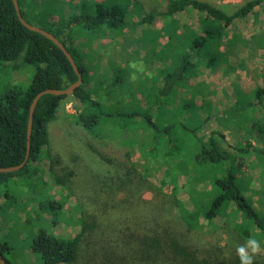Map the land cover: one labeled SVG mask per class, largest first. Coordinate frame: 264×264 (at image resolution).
Instances as JSON below:
<instances>
[{
  "label": "trees",
  "instance_id": "obj_1",
  "mask_svg": "<svg viewBox=\"0 0 264 264\" xmlns=\"http://www.w3.org/2000/svg\"><path fill=\"white\" fill-rule=\"evenodd\" d=\"M60 2L17 0L20 14L27 23L33 25L31 17L36 13L41 25L36 27L52 34L66 48L82 83L70 95L46 94L38 100L32 116L30 150L25 165L15 172L0 173V210L14 209L20 198L14 194L18 188L14 190L11 185L12 192L8 189L10 181L32 177V189L36 190L37 181L41 179L34 178L38 171L31 167L45 157L49 178L66 192V196L59 201L40 199L35 205L37 212L26 215L23 222L32 225L30 249L39 256L41 264H77L81 259L87 264H239L236 249L227 256L219 247L200 249L184 242L180 232H201L199 218L212 223L220 217L231 225V232L240 244L253 230L259 232L256 239L264 242V202L259 198L264 196V186L259 191L250 189L251 178L243 173L244 164L252 155L264 164V119L261 121L254 114L264 106V86L256 87L252 97L244 96L228 108L237 114L247 110L248 114L244 117L246 126H238L231 134L234 140L238 138L233 148L227 146L226 135L219 132L213 131L202 139L199 125L207 118L200 121L197 114L201 112L209 117L205 107L210 105L204 94L206 85L198 78V64L215 68L218 62L208 43L215 41L216 31L219 34L235 19L242 18L244 10L228 14L214 0H167L162 13L148 15V23L155 16L171 19L190 8L204 16H200L198 33L189 30L181 35L173 33L166 46V51L169 47L171 52L164 55L165 66L147 85L152 95L145 97L144 104L132 103L127 107L124 105L126 95L133 85L129 83L132 70L128 65L135 59H127L123 66H109L100 74L101 58L89 43L92 37L108 39L125 28V15L119 0H80L67 14ZM157 38V33L144 32L139 41ZM0 63L9 65L15 74L21 64L33 69L24 89L13 86L0 98V168H9L25 159L33 98L44 90H65L77 81V76L58 47L21 24L12 0H0ZM136 82L138 85L132 89V96L142 87L139 79ZM93 83L99 85L100 90ZM68 100L75 113L65 115L66 121L98 140L118 139L124 143L122 133L126 131L119 130L117 122L125 120L132 125L136 118L141 119L145 134H142L140 146L145 149V158L158 165L167 164L166 175L171 174L173 183H181L180 188L185 190L190 205L176 199L178 215L175 220H167L159 208L137 196L136 191L129 190L125 199L118 200L115 193L104 187L106 190L102 191L101 198L92 197L80 210L77 233L65 237L55 234L53 229L49 232L43 226L44 215L50 212L53 228L65 200L72 197L68 192L72 173L57 169L61 162L52 154L48 130L49 124L57 119L62 104ZM253 138L256 145L250 141ZM124 156L122 162L128 163L129 153ZM126 163L118 165L115 159L105 158L102 164L113 166L115 172L108 180L113 181L118 176L117 170ZM144 169L143 176L149 177L150 169L147 166ZM130 174L124 175L128 178ZM248 192L251 193L249 197ZM251 196H256L257 207ZM107 198L110 203H103ZM21 209L25 211L24 206ZM6 249L5 244L0 245V256L9 264L3 256ZM254 264H264V256H257Z\"/></svg>",
  "mask_w": 264,
  "mask_h": 264
},
{
  "label": "rangeland",
  "instance_id": "obj_2",
  "mask_svg": "<svg viewBox=\"0 0 264 264\" xmlns=\"http://www.w3.org/2000/svg\"><path fill=\"white\" fill-rule=\"evenodd\" d=\"M60 1L61 9L67 14L80 0ZM214 1L220 9L228 14L237 10H244L245 14L242 18L235 19L219 34L216 31L215 41L208 43L218 62L215 68L208 69L203 64H198V78L205 83L204 94L207 96L206 100L210 101V105L205 107L209 117L201 112L197 113L198 116L200 115V121L207 118L205 122H200L199 136L203 139L213 131L219 132L226 135L227 146L233 148L238 138L234 140L233 137L231 138V134L236 132L238 126H246L244 117L248 114L247 110L243 111V114H237L228 108L233 102L244 96L252 97L256 87L264 86V0ZM119 2L125 15V28L121 32H115L116 34L108 39L92 37L89 43L92 45V50L97 52L95 54L101 58L98 70L100 74L114 64L123 66V63L129 58L142 60L146 68L153 73L151 79L142 76L139 78L142 87L137 88L132 96V89L138 85V82L133 83L127 95L125 94L127 97L124 105L128 107L132 103L144 104L145 97L151 94L147 85L165 66L164 55L171 52L169 47L166 51V46L173 33L181 35L185 30L198 33L200 31V16L204 15H200L199 11L190 8L175 14L171 19L155 16L148 23L147 16L156 12L162 13L166 9L167 0H119ZM35 14L34 17H31L34 18V21L31 22L34 26H41L38 24L39 18ZM172 19L174 23H171ZM144 32L157 33L158 38L141 42L139 38ZM84 41L88 43L86 39ZM227 41L231 43L228 44ZM171 49L173 50V48ZM32 75L33 69L25 64H21L15 74L9 65L0 63V98H3L13 86L18 85L24 89ZM93 85L100 90L99 85L95 83ZM74 113L75 109L70 100L64 102L57 119L48 127L52 154L57 155L61 162L57 169H65L72 173L68 189L69 194L72 193V197L65 200L58 219L54 220L56 223L53 228L50 224L52 220L50 212H48L50 216L44 215L48 224L43 220L45 224L43 226H46L45 228L49 232H52L53 229L55 234L65 237H72L77 233L80 210L85 208L92 197L99 196L101 198L104 194L102 191L106 190L104 187L115 193L118 200L125 199L128 196L127 191H136L137 196L159 208L167 220H175L178 215L176 199L186 202L187 206L190 205L185 190L180 188L181 183L177 181L173 183L171 174L166 175L167 164L164 162L158 165L155 161L145 158V149L140 146L142 134H145L143 131L145 126L141 119L136 118L132 125L127 124L125 120L117 122L116 127L119 130L124 128L126 131L122 133L124 143H121V140L118 139L98 140L83 129L70 125L66 121L65 115ZM254 114L257 119L262 121L264 106ZM250 141L253 145L257 144L254 138ZM125 153L130 155L128 163L122 162ZM108 157L115 159L118 165L126 163L125 167L117 170L118 176L113 181L108 179L115 173H113L114 167L102 164ZM260 162L255 155H252L246 160L243 168V173L251 178L249 188L257 191L264 186V164ZM146 166L148 170L150 169L149 177L143 176ZM31 168L38 171V176L34 178L41 179V182L37 181L36 190L32 189L34 188L32 177L23 178L18 180L19 182L10 181L8 186L10 192H12L11 185L13 188L15 187L14 190L18 188L14 194L16 197L19 195L20 198L16 200L13 208L19 209L16 211L11 209L6 212L0 210V245H6L7 249L3 252V256L9 264H41L39 256L30 249L32 225H24L23 222L26 215L37 212L35 205L40 199L59 201L66 196V192L49 178L48 162L45 157ZM65 170L64 172H66ZM126 172H131L128 178L124 175ZM175 187H177L176 190ZM246 195L249 197L251 193L248 192ZM250 198L254 202V207H257L256 196ZM259 198L264 202V196L261 195ZM102 202L110 203V200L107 198ZM22 206L25 207V211H22ZM199 224L203 227L201 232L182 230V233L179 231L184 242L200 249L219 247L223 249L226 256L240 245L231 232V225L226 224L225 219L219 217L212 223H208L199 218ZM258 235L259 232L256 230L250 233V236L255 238ZM261 245L264 247L263 241H261ZM262 255L264 256V254ZM77 264H87V262L81 259Z\"/></svg>",
  "mask_w": 264,
  "mask_h": 264
},
{
  "label": "water",
  "instance_id": "obj_3",
  "mask_svg": "<svg viewBox=\"0 0 264 264\" xmlns=\"http://www.w3.org/2000/svg\"><path fill=\"white\" fill-rule=\"evenodd\" d=\"M15 11H16V15L18 20L21 22V24L26 27L28 30L36 32L38 34H41L42 36L46 37L48 40H50L56 47H58L63 54L65 55L66 59L68 60L69 64L71 65L74 73L77 76V81L71 85L68 86L67 89L65 90H54V89H48V90H44L40 93H38L32 100L30 108H29V116H28V123H27V151H26V156L25 159L22 163H20L17 166H13V167H9V168H0V173H10V172H15L20 170L24 165L26 160L28 159V155H29V150H30V135H31V131H32V116H33V111L34 108L38 102V100L40 99V97H42L43 95L49 94V95H53V96H63V95H70L72 93V91H74V89H76L77 87H79L82 83V79H81V75L75 65V62L73 60V58L71 57V55L68 53V51L66 50V48L50 33L34 26L31 25L29 23H27L21 16L20 11H19V6L17 3V0H12ZM0 264H6V262L2 259V257L0 256Z\"/></svg>",
  "mask_w": 264,
  "mask_h": 264
},
{
  "label": "clouds",
  "instance_id": "obj_4",
  "mask_svg": "<svg viewBox=\"0 0 264 264\" xmlns=\"http://www.w3.org/2000/svg\"><path fill=\"white\" fill-rule=\"evenodd\" d=\"M128 66L132 70L129 74V83H135L141 76L147 79H151L153 76L142 60L130 61ZM262 254H264V247L254 236L248 237L243 244L236 248L239 264H254L255 258Z\"/></svg>",
  "mask_w": 264,
  "mask_h": 264
}]
</instances>
